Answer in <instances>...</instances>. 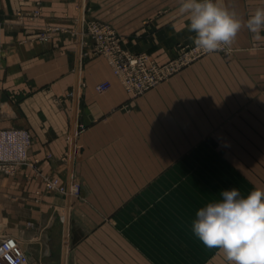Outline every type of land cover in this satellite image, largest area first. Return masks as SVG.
Wrapping results in <instances>:
<instances>
[{"label":"crops","instance_id":"crops-1","mask_svg":"<svg viewBox=\"0 0 264 264\" xmlns=\"http://www.w3.org/2000/svg\"><path fill=\"white\" fill-rule=\"evenodd\" d=\"M219 2L245 24L264 8V0ZM180 3L0 0V129L30 136L15 175L0 174V223L31 264H64L67 209L65 264H228L192 231L197 211L230 189L214 182H229V172L215 176L199 155L210 146L197 124L195 68L205 61L133 97L93 53L86 30L89 22L107 25L126 50L165 63L180 45L194 44ZM251 45L257 130H264V29L256 39L242 27L230 49ZM101 84L107 89L98 91ZM53 179L62 192L47 187ZM257 189H264L262 164Z\"/></svg>","mask_w":264,"mask_h":264},{"label":"rangeland","instance_id":"rangeland-1","mask_svg":"<svg viewBox=\"0 0 264 264\" xmlns=\"http://www.w3.org/2000/svg\"><path fill=\"white\" fill-rule=\"evenodd\" d=\"M120 48L132 56L144 54L159 67H165L172 62L180 65L149 90L167 82L194 64L205 61L202 67L195 68L197 124L199 137L209 140L211 144L199 147V155L204 156L207 164L213 166L215 176L218 175L217 171L222 172L223 176L229 172V182L225 178H215V183L223 181L224 186L228 185L230 189L238 187L240 193H245L244 197L257 189V168L259 169L261 164L264 166V163L258 161L261 157L264 161V130H257V102L259 107L261 102L257 101V45H251L247 50L226 48L206 54L195 44H182L165 63H160L150 54L126 50L121 39ZM93 53L98 55L94 50ZM131 95L138 97L141 94ZM50 181L53 183V190H64L59 180ZM2 234L0 223V236H3ZM26 255L29 260L27 253Z\"/></svg>","mask_w":264,"mask_h":264},{"label":"clouds","instance_id":"clouds-1","mask_svg":"<svg viewBox=\"0 0 264 264\" xmlns=\"http://www.w3.org/2000/svg\"><path fill=\"white\" fill-rule=\"evenodd\" d=\"M178 11L188 17L194 44L206 54L230 49L242 27L256 39L264 29V8H257L246 24L219 0H181ZM221 197L197 211L194 235L206 247L219 249L228 264H264V189L241 197L233 187L221 191Z\"/></svg>","mask_w":264,"mask_h":264},{"label":"built area","instance_id":"built-area-1","mask_svg":"<svg viewBox=\"0 0 264 264\" xmlns=\"http://www.w3.org/2000/svg\"><path fill=\"white\" fill-rule=\"evenodd\" d=\"M86 28L87 35L93 42L94 52L107 60L114 76L130 94H142L180 66L177 62H172L159 67L144 54L132 56L123 52L119 37L107 25L89 22ZM106 89L105 84L97 87L98 91ZM29 145L30 136L27 132L0 129V174L14 176L18 166L26 161ZM47 187L53 189V183L49 182ZM0 264H29L22 246L11 236L3 235L0 238Z\"/></svg>","mask_w":264,"mask_h":264},{"label":"water","instance_id":"water-1","mask_svg":"<svg viewBox=\"0 0 264 264\" xmlns=\"http://www.w3.org/2000/svg\"><path fill=\"white\" fill-rule=\"evenodd\" d=\"M68 229H69V209H67V211H66V217H65L64 247H63L64 264H65V257H66V251H67Z\"/></svg>","mask_w":264,"mask_h":264}]
</instances>
